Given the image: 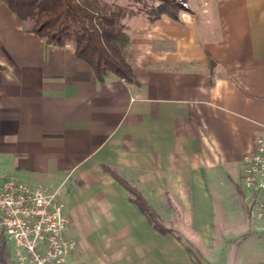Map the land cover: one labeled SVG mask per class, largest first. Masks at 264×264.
<instances>
[{"label":"crops","instance_id":"obj_1","mask_svg":"<svg viewBox=\"0 0 264 264\" xmlns=\"http://www.w3.org/2000/svg\"><path fill=\"white\" fill-rule=\"evenodd\" d=\"M125 22L135 83L99 80L0 0V177L59 189L67 264H264V217L242 181L264 136V0Z\"/></svg>","mask_w":264,"mask_h":264},{"label":"trees","instance_id":"obj_2","mask_svg":"<svg viewBox=\"0 0 264 264\" xmlns=\"http://www.w3.org/2000/svg\"><path fill=\"white\" fill-rule=\"evenodd\" d=\"M20 21H31V31L52 45L71 42L76 57L103 80L114 76L135 83L127 59L130 37L124 20L141 16L154 21L162 16L178 18L182 9L175 0H4ZM158 1V5L154 3ZM117 178V177H116ZM120 181V179H118ZM130 200L162 234H175L134 188L126 185ZM0 264H14L5 237L0 233Z\"/></svg>","mask_w":264,"mask_h":264},{"label":"built area","instance_id":"obj_3","mask_svg":"<svg viewBox=\"0 0 264 264\" xmlns=\"http://www.w3.org/2000/svg\"><path fill=\"white\" fill-rule=\"evenodd\" d=\"M242 181L250 215L263 218L264 136L257 137L253 150L243 157ZM59 194V189L49 191L0 177V233L12 244L14 264H67L75 241L65 236L69 218Z\"/></svg>","mask_w":264,"mask_h":264},{"label":"rangeland","instance_id":"obj_4","mask_svg":"<svg viewBox=\"0 0 264 264\" xmlns=\"http://www.w3.org/2000/svg\"><path fill=\"white\" fill-rule=\"evenodd\" d=\"M118 2H119V4H125V0H117ZM175 3L179 6V7H181V8H185L184 6H182V3H184V4H186V6L188 7V3H189V0H175ZM155 5H158V1H156L155 3H154ZM140 18L141 16H139V15H137V16H132L131 18ZM126 19H130V18H126ZM125 19V20H126ZM125 20H124V23L126 24V22H125ZM11 243L10 242H7V246L9 247V250H11ZM11 252V251H10ZM211 252H206V254H210ZM208 260L209 261H211V262H214V261H217V258H216V256H212L211 254H210V256L208 257Z\"/></svg>","mask_w":264,"mask_h":264}]
</instances>
